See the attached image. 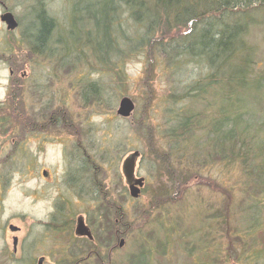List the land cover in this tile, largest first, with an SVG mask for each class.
Segmentation results:
<instances>
[{"label": "rangeland", "instance_id": "rangeland-1", "mask_svg": "<svg viewBox=\"0 0 264 264\" xmlns=\"http://www.w3.org/2000/svg\"><path fill=\"white\" fill-rule=\"evenodd\" d=\"M29 5L0 0V15L9 12L19 24L7 31L0 22V264H264V202L257 227L249 185L238 177L251 163L206 157L209 126L230 103L217 83L201 96L183 94L197 75H210L190 63L185 75L172 76L158 53L131 55L108 75L89 73L65 54L73 63L61 68L58 58L34 55L21 40ZM44 7L64 27L70 0H47ZM255 18L245 32L253 63L231 104L232 117L243 114L238 128L251 132L242 139L263 149L264 9ZM88 78L104 83L98 102L81 94ZM122 98L134 106L127 118L116 114ZM241 150L252 154L248 146ZM133 153V177L143 180L136 199L123 177ZM69 172L77 181L67 185ZM117 205L124 215L119 225ZM89 216L93 237L86 240L75 235V221L88 226ZM113 227L121 234L110 242Z\"/></svg>", "mask_w": 264, "mask_h": 264}, {"label": "trees", "instance_id": "trees-1", "mask_svg": "<svg viewBox=\"0 0 264 264\" xmlns=\"http://www.w3.org/2000/svg\"><path fill=\"white\" fill-rule=\"evenodd\" d=\"M25 1L32 5L27 10L21 40L34 55L58 58L61 68L73 63L63 60L65 54L74 56L89 73L108 75L127 63L123 61L131 55L158 53L164 68L175 71L172 76L185 75L184 68L190 63L210 75H197L183 94L201 96L208 86L217 83L215 89L221 100L230 103L221 108L219 121L209 126L213 135L206 157L222 162L244 159L245 166L249 160L251 165L242 173L239 169L238 177L240 182L245 176L242 185H249L246 195L253 202L250 221H258L260 226L257 217L264 202V148L252 144L253 139L246 143L242 139L251 132L247 126L238 128L236 120L243 114L236 112L232 117L235 109L231 101L235 87L245 83L253 63L245 32L256 25L255 17L264 9V0H70L69 16L62 28L44 7L47 0ZM99 81L85 80L81 89L84 101L100 100L104 83ZM186 121L180 122L182 127H186ZM246 146L248 152L252 151V159L242 154ZM237 148L234 155L232 151ZM226 205L228 212L232 202Z\"/></svg>", "mask_w": 264, "mask_h": 264}, {"label": "water", "instance_id": "water-1", "mask_svg": "<svg viewBox=\"0 0 264 264\" xmlns=\"http://www.w3.org/2000/svg\"><path fill=\"white\" fill-rule=\"evenodd\" d=\"M0 22L5 25L7 31H14L17 29L18 25L12 14L9 12H4L0 15ZM134 109L133 103L129 98H122L119 101L118 108L116 110V114L123 118H127L130 116ZM137 153H133L126 159L124 162L123 172L127 182H133V185L130 187L129 195L131 198L136 199L139 195V189L142 187L143 180L142 179H133V169L135 165V160L137 158ZM45 173H43L44 175ZM9 231L14 233L18 231V229L12 225L9 226ZM17 239L13 238V246L16 245ZM43 259H40L37 264H41Z\"/></svg>", "mask_w": 264, "mask_h": 264}, {"label": "flooded vegetation", "instance_id": "flooded-vegetation-1", "mask_svg": "<svg viewBox=\"0 0 264 264\" xmlns=\"http://www.w3.org/2000/svg\"><path fill=\"white\" fill-rule=\"evenodd\" d=\"M12 76V75H11ZM42 176H45V174L43 175L42 174ZM46 177V176H45ZM123 177H124V180H125V182H126V179H125V175H124V172H123ZM133 179H135L134 177H133ZM65 180H66V184L67 185H69V183L70 184H73V183H75L76 181H77V175H76V173H68V174H66V176H65ZM128 183V186H129V190H130V187L133 185V182L131 181V182H127ZM143 185V184H142ZM89 190H91V189H89ZM91 191H93V190H91ZM100 193V189L98 188V189H96V191H95V194H94V196L96 195V194H99ZM121 198L123 197L122 195L120 196ZM125 197V196H124ZM103 199H104V201H105V203H107V199L104 197V194H103ZM113 206H115V205H112V207ZM116 208V209H115ZM114 208V212L116 211V213H117V215H115V214H107V215H105L107 218H111V216L112 217H114V215L116 216V218H118V219H115V224L117 225H119V223H121V220L124 218V215L122 214V209H121V207H119L118 205L116 206ZM87 223L89 224L88 226L86 225V222L83 220V218H81V217H79V218H77L76 219V221H75V230H74V233H75V235L76 236H79V237H85L86 238V240H91V238L93 237L92 236V234H91V230H93V225H92V220L90 219V216L87 218ZM115 227V226H114ZM111 228L112 230H113V237L111 238V239H109L110 240V242H113L114 240H117L118 239V237L120 236V232L119 231H115V228ZM93 240V239H92ZM92 242V241H91ZM17 243H18V240H17V242H16V245L15 246H13V241H12V247H13V254H15L16 253V250H17ZM118 247H121L122 246V242H120V244H118L117 245ZM116 247H113L112 249H109V251H113L114 249H115ZM91 254H93V252H89V254H87V256L88 255H91ZM79 262H76L75 264H78ZM42 264V263H41Z\"/></svg>", "mask_w": 264, "mask_h": 264}]
</instances>
